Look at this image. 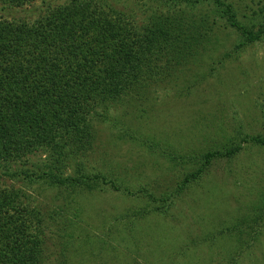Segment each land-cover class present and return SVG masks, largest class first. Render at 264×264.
Returning a JSON list of instances; mask_svg holds the SVG:
<instances>
[{
    "label": "rangeland",
    "instance_id": "374dc122",
    "mask_svg": "<svg viewBox=\"0 0 264 264\" xmlns=\"http://www.w3.org/2000/svg\"><path fill=\"white\" fill-rule=\"evenodd\" d=\"M176 1L93 0L124 13L135 26ZM224 2L254 33L263 30L264 0ZM66 5L71 0L8 9L0 4V16L34 21ZM217 9L212 1L196 9L221 27L187 74L161 84L145 81L143 93L136 89L96 121L91 149L79 158L81 172L106 175L119 182L118 190L101 181L73 192L38 180L25 186L60 214L50 221V264H264V143L252 140L264 138V34L237 49L244 39ZM233 146L240 150L230 159L216 158L198 183L175 197L168 215L149 213L153 204L141 188L172 191L194 170L195 155ZM161 149L185 159L173 161ZM44 160L37 156L34 164ZM79 168L75 164L65 174ZM11 179L2 176L0 184L24 186ZM145 208L147 213L138 211Z\"/></svg>",
    "mask_w": 264,
    "mask_h": 264
},
{
    "label": "trees",
    "instance_id": "16d2710c",
    "mask_svg": "<svg viewBox=\"0 0 264 264\" xmlns=\"http://www.w3.org/2000/svg\"><path fill=\"white\" fill-rule=\"evenodd\" d=\"M35 1L0 0V4L6 6L3 9L24 8ZM210 1L227 26L243 37L237 49L264 34V27L254 33L239 21L233 4L224 0H177L143 26L93 0H71L72 5L49 9L34 21L0 16V171L4 173L0 177L24 185L0 184V264L51 262L50 221L60 214L36 200L27 184L38 180L73 192L101 181L120 188L106 175L81 172L79 158L91 149L96 121L112 106L128 101L136 89L137 95L143 93L145 81L158 79L161 84L187 74L192 61L203 58L210 34L216 35L221 27L218 20L196 12ZM252 140L264 143L260 136ZM239 150L233 146L195 155L194 170L172 191L157 194L141 188L138 192L153 204L149 213L168 215L175 197L198 183L216 158L230 159ZM162 153H169L173 161L185 159L172 151ZM37 156L45 159L39 167L34 164ZM75 164L78 171L65 174ZM138 211L144 214L148 209Z\"/></svg>",
    "mask_w": 264,
    "mask_h": 264
}]
</instances>
